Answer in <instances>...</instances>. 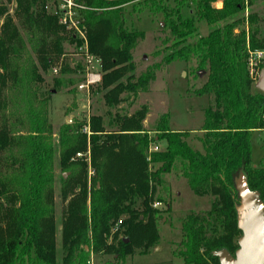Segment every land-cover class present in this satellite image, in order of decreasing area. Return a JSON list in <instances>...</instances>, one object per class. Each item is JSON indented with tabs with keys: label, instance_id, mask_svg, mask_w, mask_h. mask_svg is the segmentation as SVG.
<instances>
[{
	"label": "trees",
	"instance_id": "1",
	"mask_svg": "<svg viewBox=\"0 0 264 264\" xmlns=\"http://www.w3.org/2000/svg\"><path fill=\"white\" fill-rule=\"evenodd\" d=\"M27 1L15 0L18 8ZM47 1L32 0L39 6L37 19L57 35L64 27L58 24L55 16L45 14ZM133 2L138 3L133 7L136 11L143 6L156 8L164 14L175 39L174 51L164 59L166 65L195 59L196 69L208 73L206 82L195 94L198 97L214 96L215 108L204 112L201 129L204 135L200 138L202 153L188 146L185 141L188 133L169 130L167 115L160 117L155 128L158 136L153 141H165L166 148L162 153L146 155L149 142L146 136H140L139 126L134 130H122L123 133L132 132L131 142H123L122 137H117V146L114 150H106L104 163L94 166L96 175L89 193L88 213L85 207L76 204L78 200L85 203L87 199L86 183L75 182L80 192L69 202L63 221L62 245L66 251L62 264H89L91 255L99 254L114 257L113 264H125L135 250H142L140 254H143L155 246L159 240L156 227L159 211L152 208V185L160 181V175L169 173L177 160L181 161V175L190 190L199 196L210 194L215 197L208 213L189 215L182 222L183 240L177 255L183 264H219L214 253L226 250L233 254L240 237L236 226L239 197L235 187L240 174L246 177L249 189L259 193L264 202V166L251 165L249 138L253 131L264 129V95L257 90L251 92L248 70V52L263 50L264 44L257 39V27L245 37L234 33L236 22L215 26L239 13L243 9V0H223L220 9L211 7L212 0H190L197 18L211 27L207 36L190 45L184 43L195 32L194 20L182 18L178 11L167 14L164 5L148 0H76L83 8L80 13L87 31V50L102 64L101 86L103 89L115 86L104 95L110 106L118 103L120 94L145 92L148 83L154 79L155 68L150 67L134 83L118 82L131 69V52L141 37V32L124 29L120 21V10ZM187 3V0H181L178 6L181 8ZM5 14L0 8V17ZM248 21L255 24L257 16L250 15ZM9 25L7 19L1 32L6 33ZM56 42L53 50L59 55L62 52L59 39ZM6 52L4 41H0V69L3 71L7 68ZM49 65L50 61L46 59L42 69ZM34 81L41 83L42 79L36 76ZM24 93L35 99V93L30 90L26 89ZM30 103L26 112L27 135L9 138L5 132L0 133V152L9 147L18 148V156L12 163L14 169L8 178L9 205L0 216L4 225L0 236V264H57L51 173L54 151L49 143L50 125L43 110L34 109ZM144 110L132 119L143 120ZM96 126L94 122L90 125L91 144L92 137L103 132ZM68 133L67 127L62 132L61 146L67 144ZM85 137L83 135V139ZM82 150V146L64 147L60 154L61 167L65 168L69 159ZM92 151L99 150L92 147ZM148 163L161 166L150 173ZM63 183L68 184V181ZM136 200H141L140 210L135 208ZM166 211H170L169 206ZM115 226L117 229L112 235ZM120 233L121 238L118 237Z\"/></svg>",
	"mask_w": 264,
	"mask_h": 264
},
{
	"label": "rangeland",
	"instance_id": "2",
	"mask_svg": "<svg viewBox=\"0 0 264 264\" xmlns=\"http://www.w3.org/2000/svg\"><path fill=\"white\" fill-rule=\"evenodd\" d=\"M158 5H164L167 14L178 11L182 18L194 20L195 32L187 38L184 45L193 44L198 38L205 37L211 27L200 21L196 10L190 0L183 7L178 6L181 0H148ZM68 2L71 6H69ZM221 3V4H220ZM133 2L124 6L120 11V21L123 28L128 31H139L136 47L131 52V69L118 80L119 83H134L139 76L154 67V79L147 85L145 92L133 94H120L116 105H108L104 98L107 91L113 89L112 85L103 89L101 83L92 87L88 95V103L84 92L78 90L83 80L84 55L87 49V31L84 27L83 8L76 0H48L44 12L55 16L58 24L64 27L63 32L52 34L37 19L39 6L37 2L28 0L18 8L15 0H0V8L5 15L0 17V28L7 19L10 25L6 33L0 29V41H4L6 54V71L0 69V133L5 132L9 138L27 135V110L30 103L34 109L43 110L50 125L49 143L54 154L51 161L53 176V212H54V246L57 264H62L65 249L62 245V226L66 217L69 202L75 199L79 192L76 181L86 183L87 199L76 201L89 211V193L95 180V165H102L107 155L106 150H114L117 146V137L126 143L137 126L142 130L140 136H146L148 146L146 155L152 152L149 148L157 139L156 125L161 116H168V128L172 132L188 133L185 139L188 146L194 151L203 152L200 138L203 137L202 126L204 112L215 108L214 96L198 97L195 93L207 80V71L196 69V60L188 62L175 61L166 65L165 57L174 51V37L171 34L168 22L162 12L144 8L139 11ZM223 0H212L211 7L222 8ZM257 16L253 25L248 21L250 15ZM171 18L175 16L169 15ZM237 23L234 31L237 35H245L253 27L258 28L257 39L264 44V0H243V9L236 15L218 22L215 26ZM61 53L57 55L53 46L58 41ZM57 39V40H56ZM48 59L50 65L43 70L42 63ZM56 69V73L52 70ZM263 65H258L250 76L251 92ZM39 76L42 82H35ZM130 78V80H128ZM35 93L33 99L25 91ZM45 100L43 104L40 101ZM144 118L139 121L136 113H142ZM141 115V114H140ZM94 119V120H93ZM89 122L91 135L81 132V128ZM94 122L102 133L95 134L90 143L92 130L90 125ZM68 127L67 144L61 146V137L64 129ZM17 133V134H16ZM85 135V139H83ZM127 136L128 138H123ZM251 154L250 162L253 167L264 166V129L253 131L250 136ZM116 139V140H115ZM152 144V145H150ZM158 151H165V141L155 143ZM81 147L82 157L73 155L65 168L60 165V154L64 147ZM96 147L99 151H92ZM18 149V148H17ZM16 148H7L0 152V216L8 204V178L17 157ZM92 151V152H91ZM89 158V162L88 159ZM92 158V160H91ZM160 164L148 163L150 173L159 169ZM68 181V184L63 183ZM152 208L159 211L156 216L158 243L140 254L142 250H135L132 257L126 259L125 264H183L178 257L180 243L183 240L181 232L182 222L189 215L204 216L213 206L215 197L208 194L196 195L187 185V180L181 175V161L177 160L169 173L160 175V181L154 185ZM159 206H154L155 204ZM141 200H136L135 208L141 209ZM170 211H166L167 207ZM124 218V216L122 217ZM121 218V219H122ZM3 223L0 222V236H2ZM117 226L113 227L111 234H115ZM118 237H122L121 233ZM111 241L109 240V243ZM114 257L104 254L91 255L89 264H113Z\"/></svg>",
	"mask_w": 264,
	"mask_h": 264
},
{
	"label": "water",
	"instance_id": "3",
	"mask_svg": "<svg viewBox=\"0 0 264 264\" xmlns=\"http://www.w3.org/2000/svg\"><path fill=\"white\" fill-rule=\"evenodd\" d=\"M255 89L264 95V69L258 75ZM235 187L239 197L236 208V226L240 232L237 249L233 254L221 250L214 256L219 264H264V202L259 193L249 189L243 174L238 176Z\"/></svg>",
	"mask_w": 264,
	"mask_h": 264
},
{
	"label": "built area",
	"instance_id": "4",
	"mask_svg": "<svg viewBox=\"0 0 264 264\" xmlns=\"http://www.w3.org/2000/svg\"><path fill=\"white\" fill-rule=\"evenodd\" d=\"M68 4L69 6H71L69 2ZM83 55H84V70H83L84 75H83L82 83L79 84L78 86V90L85 93L86 101L88 103L87 97L89 95L90 89L101 83L102 64L100 59L94 55H91L87 49L84 50ZM258 65L264 66V49L248 52V70L250 76L253 74L255 68H257ZM52 72L56 73L57 71L56 69H53ZM81 132L87 136L91 135L88 121L86 125H84L81 128ZM149 151L152 153H156L158 151V148L156 147L155 143L153 144V147L151 146L149 148ZM76 157L81 158L82 154L77 153ZM87 160L89 162V158ZM159 205L160 204L158 203L155 204L154 206L156 207Z\"/></svg>",
	"mask_w": 264,
	"mask_h": 264
}]
</instances>
